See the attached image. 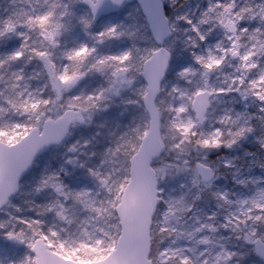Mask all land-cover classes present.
Returning a JSON list of instances; mask_svg holds the SVG:
<instances>
[{
  "label": "snow or ice",
  "instance_id": "obj_1",
  "mask_svg": "<svg viewBox=\"0 0 264 264\" xmlns=\"http://www.w3.org/2000/svg\"><path fill=\"white\" fill-rule=\"evenodd\" d=\"M0 264H264V0H0Z\"/></svg>",
  "mask_w": 264,
  "mask_h": 264
}]
</instances>
